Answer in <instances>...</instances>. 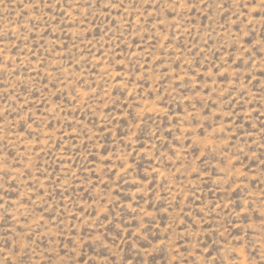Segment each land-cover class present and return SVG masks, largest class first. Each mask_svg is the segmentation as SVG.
<instances>
[{"label": "rangeland", "instance_id": "374dc122", "mask_svg": "<svg viewBox=\"0 0 264 264\" xmlns=\"http://www.w3.org/2000/svg\"><path fill=\"white\" fill-rule=\"evenodd\" d=\"M0 264H264V0H0Z\"/></svg>", "mask_w": 264, "mask_h": 264}]
</instances>
